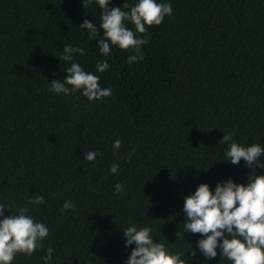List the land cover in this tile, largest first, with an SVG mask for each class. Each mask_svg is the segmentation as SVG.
Here are the masks:
<instances>
[{
  "label": "trees",
  "instance_id": "obj_1",
  "mask_svg": "<svg viewBox=\"0 0 264 264\" xmlns=\"http://www.w3.org/2000/svg\"><path fill=\"white\" fill-rule=\"evenodd\" d=\"M137 2L109 7L127 3L129 11ZM157 2L170 3L173 15L148 28L144 58L130 65V50L100 53L103 10L95 0H0V203L13 214L28 208L49 228L43 249L13 264H44L48 247L49 264H126L135 245L125 246L123 229L133 225L151 227L154 241L187 264H231L219 249L211 260L199 252L203 237L183 231V205L201 183L213 192L229 178L247 184L253 170L227 161L224 134L264 145V0ZM85 19L98 36L79 28ZM64 45L84 49L75 62L111 97L89 102L49 90L67 76ZM102 60L109 68L98 73ZM89 151L99 152L95 162L85 160ZM33 195L44 203L29 204ZM66 200L75 209L62 214Z\"/></svg>",
  "mask_w": 264,
  "mask_h": 264
},
{
  "label": "clouds",
  "instance_id": "obj_2",
  "mask_svg": "<svg viewBox=\"0 0 264 264\" xmlns=\"http://www.w3.org/2000/svg\"><path fill=\"white\" fill-rule=\"evenodd\" d=\"M102 9L100 29L103 37L97 41L100 53L108 56L112 46L121 50H130L134 54L127 58L128 64L137 63L144 58L142 46L150 41L142 38L149 27L159 26L166 17L173 15L170 3L157 0H138L130 8L127 3L123 7H109L110 0H95ZM131 22L130 28L125 23ZM87 29L90 38L99 35L98 29L87 19L79 26ZM139 34V35H138ZM85 55L82 47L64 45L62 60L70 62L66 69L67 76L61 80H52L49 90L56 94L72 96L80 92L89 102L100 101L113 95L111 88L100 86V77L93 72L85 71L74 54ZM109 68L107 60L98 61L96 72L103 73ZM79 100V96L75 97ZM219 143H227L225 151L227 161L238 165L243 160L253 171L247 184H237L232 179L217 183L214 192L207 183H201L194 193L184 198L183 212L185 214L183 231L200 234L203 238L197 241V248L202 255L211 260L217 256L231 261V264H264V175H256L257 167L264 168L261 158L264 157V145L253 143L241 145L233 140L232 133L224 134ZM122 140L113 142V155H118ZM135 150L128 154L131 160ZM99 155L97 151L85 153V160L95 162ZM119 165L112 164L109 171L118 172ZM254 174V175H253ZM116 194L124 192V186L117 183L114 186ZM29 204L39 206L44 203L43 195H33ZM11 206L0 203V264H13L17 255L31 256L37 250L43 249V241L49 236V228L28 215V208L20 207L13 214ZM8 209L11 215L4 216ZM71 200H66L62 206L65 211L74 210ZM124 230L125 246L132 248L126 264H187L183 253H173L165 243L154 241L151 227L137 228L135 225ZM54 249L48 247L43 257L44 264H49L53 258ZM191 255L196 256V250L191 249Z\"/></svg>",
  "mask_w": 264,
  "mask_h": 264
}]
</instances>
